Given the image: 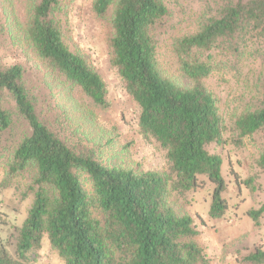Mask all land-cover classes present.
<instances>
[{"label":"trees","instance_id":"obj_1","mask_svg":"<svg viewBox=\"0 0 264 264\" xmlns=\"http://www.w3.org/2000/svg\"><path fill=\"white\" fill-rule=\"evenodd\" d=\"M70 2L22 0L23 14L6 12L0 25L38 76L31 85L23 63L0 64V189L25 179L19 199L31 195L22 223L0 238V264H35L44 237L60 264H210L193 216L175 196L210 183L208 217L220 221L229 209L223 158L209 149L227 142L211 78L251 87L253 97L230 122V143L258 147L264 175V77H246L252 48L264 69V0H220L180 35L165 33V0L92 1L111 28L109 61L139 108V131L163 149L167 171L127 160L131 142L122 144L72 97L77 89L93 107L109 106L102 76L69 47ZM6 96L13 106H4ZM263 211L264 204L248 210L254 225ZM239 261L264 264V245Z\"/></svg>","mask_w":264,"mask_h":264},{"label":"rangeland","instance_id":"obj_2","mask_svg":"<svg viewBox=\"0 0 264 264\" xmlns=\"http://www.w3.org/2000/svg\"><path fill=\"white\" fill-rule=\"evenodd\" d=\"M21 1L0 0V25L6 12L17 10L18 15L23 14L25 6ZM70 1L69 47L86 57L102 76L107 85L109 106L104 110L93 107L90 100L77 89L72 92V97L81 107L91 108L100 125L118 132L122 144L131 142L127 160L144 170L167 171L165 152L158 143L139 131L137 125L139 108L125 91L123 80L110 64L106 45V38L111 31L109 24L94 15L93 0ZM165 2L170 11L166 35H180L195 30L200 19L213 14L220 4V0H165ZM257 47L259 44L255 48ZM251 51L254 56L252 63L248 64L250 70L246 77L258 82L264 77V69L260 64L259 52H255L254 48ZM16 61L24 64L28 82L35 85L38 82L35 62L21 55L15 46L7 45L0 36V64L10 65ZM208 83L220 99L224 117L225 129L222 135L227 142L211 144L209 149L223 158L222 175L227 183L224 196L229 202V209L220 221H212L208 217L210 183L194 191L185 192L181 196H175V201L179 207L193 216L200 231L199 242L206 248L210 264H244L239 261L242 255L256 244L264 245V211L259 218V225H254L248 215V210H257L264 204V175L257 167L258 147L230 143V137L233 135L230 122L235 112H239L254 93L251 87L223 83L216 78L209 79ZM258 84L261 86L262 82ZM256 90L257 88L253 86V91ZM3 104L10 107L13 106V101L6 96ZM257 140H261L260 136ZM1 177L0 172V180ZM249 178L251 184L246 185L243 180ZM25 185L24 179L15 188L0 189V238L6 236L10 225L21 224L26 215L31 195L24 200L19 199ZM36 263L60 264L46 237L42 240Z\"/></svg>","mask_w":264,"mask_h":264},{"label":"crops","instance_id":"obj_3","mask_svg":"<svg viewBox=\"0 0 264 264\" xmlns=\"http://www.w3.org/2000/svg\"><path fill=\"white\" fill-rule=\"evenodd\" d=\"M37 264V263H36Z\"/></svg>","mask_w":264,"mask_h":264}]
</instances>
